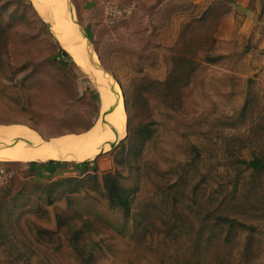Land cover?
<instances>
[{
    "label": "rangeland",
    "instance_id": "374dc122",
    "mask_svg": "<svg viewBox=\"0 0 264 264\" xmlns=\"http://www.w3.org/2000/svg\"><path fill=\"white\" fill-rule=\"evenodd\" d=\"M67 1L121 86L126 134L87 163L0 160V264H264V27L229 0H128L114 23L105 1L83 26ZM62 48L34 0H0V128L100 118L96 80Z\"/></svg>",
    "mask_w": 264,
    "mask_h": 264
},
{
    "label": "bare ground",
    "instance_id": "6f19581e",
    "mask_svg": "<svg viewBox=\"0 0 264 264\" xmlns=\"http://www.w3.org/2000/svg\"><path fill=\"white\" fill-rule=\"evenodd\" d=\"M34 2L38 9L50 14L53 27L61 41L64 42L75 61L96 80L103 114L91 128L59 135L30 125H11L0 128V140L3 142L19 139L21 136L26 138L18 140L11 147L0 148V160L29 162L60 158L79 160L94 158L104 149L109 148L110 142L119 137L123 138L126 134L128 116L124 100L120 96L121 86L111 79L114 89L118 91L117 94L106 83L101 69L94 67L89 60L88 40L75 21L74 11H72L74 8H71L67 0H34ZM93 55H95L94 52ZM105 115L109 123L104 122Z\"/></svg>",
    "mask_w": 264,
    "mask_h": 264
},
{
    "label": "crops",
    "instance_id": "0c3cea01",
    "mask_svg": "<svg viewBox=\"0 0 264 264\" xmlns=\"http://www.w3.org/2000/svg\"><path fill=\"white\" fill-rule=\"evenodd\" d=\"M105 1L108 2V0H82V6L84 10H87L88 12L90 11L89 19L85 17V20H81V14L79 16V19L81 20L83 26H92L97 21L94 19V17L99 18L100 20L97 22L100 26L102 25L100 21L104 20L105 17ZM117 1L124 3L128 0ZM137 1L143 2L146 0ZM229 2L231 3L234 11L237 12L239 17L246 19L249 22L256 21L259 23V25L264 27V0H229Z\"/></svg>",
    "mask_w": 264,
    "mask_h": 264
},
{
    "label": "built area",
    "instance_id": "2783aa9c",
    "mask_svg": "<svg viewBox=\"0 0 264 264\" xmlns=\"http://www.w3.org/2000/svg\"><path fill=\"white\" fill-rule=\"evenodd\" d=\"M128 2H119L117 0H108L107 2V8H108V14H109V21L114 23L117 21L123 20L132 10V7H134V4H128Z\"/></svg>",
    "mask_w": 264,
    "mask_h": 264
},
{
    "label": "trees",
    "instance_id": "16d2710c",
    "mask_svg": "<svg viewBox=\"0 0 264 264\" xmlns=\"http://www.w3.org/2000/svg\"><path fill=\"white\" fill-rule=\"evenodd\" d=\"M45 23H46L47 25H49V22L45 21ZM62 51H63V53H64L65 55H69V51H68L67 49L62 48ZM51 161L54 162L55 160H51ZM87 161H88V160H87ZM87 161L84 160V163H87Z\"/></svg>",
    "mask_w": 264,
    "mask_h": 264
},
{
    "label": "water",
    "instance_id": "95a60500",
    "mask_svg": "<svg viewBox=\"0 0 264 264\" xmlns=\"http://www.w3.org/2000/svg\"><path fill=\"white\" fill-rule=\"evenodd\" d=\"M77 22V21H76ZM104 122L105 123H109V121L107 120V115H105V119H104ZM111 143V146L113 145V142H110Z\"/></svg>",
    "mask_w": 264,
    "mask_h": 264
}]
</instances>
